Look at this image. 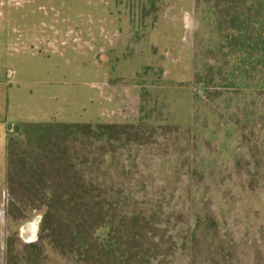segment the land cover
<instances>
[{
	"label": "rangeland",
	"instance_id": "obj_1",
	"mask_svg": "<svg viewBox=\"0 0 264 264\" xmlns=\"http://www.w3.org/2000/svg\"><path fill=\"white\" fill-rule=\"evenodd\" d=\"M197 1L0 0V79L7 82L12 101L9 120L0 124L2 132L8 123L20 119L183 122L186 115L181 112L189 107L185 104L191 102L192 93L197 92L207 103L203 83L196 78L204 61L210 62L194 39ZM214 98L210 104L215 112L208 124L216 134L207 143H202L203 132L197 135L192 164H183L182 170L214 169L215 180L195 176L194 184L211 194L228 190L230 201L219 210L214 201L204 202L214 210L216 221L204 236L216 245L222 243L225 250L217 254V260H224L223 264H264V125L263 120L243 119L246 108L258 112L261 103L253 104L249 95ZM164 108L170 111L164 112ZM240 129L250 132L245 134L244 145ZM154 140L149 145L133 144L130 158L125 157L122 147L116 148L115 161L101 153L100 166L124 170V182L132 188L156 187L163 164L158 165L154 156L163 157V151L170 154L172 149L162 139ZM149 152L153 157L147 155ZM201 158L211 162L206 165ZM233 168L236 173H230ZM248 173L257 174L246 183L250 196L233 178L241 176L246 182ZM141 177L146 179L144 183ZM9 200L3 156L0 264H11L13 259L16 264H75L40 231L43 205L24 209L17 217L8 210ZM204 204L197 203L199 207ZM30 224L37 229V239L31 241L37 243L34 246L21 233Z\"/></svg>",
	"mask_w": 264,
	"mask_h": 264
},
{
	"label": "trees",
	"instance_id": "obj_2",
	"mask_svg": "<svg viewBox=\"0 0 264 264\" xmlns=\"http://www.w3.org/2000/svg\"><path fill=\"white\" fill-rule=\"evenodd\" d=\"M197 4L194 39L210 62L203 60L196 78L203 83L207 103L192 93L191 102L185 104L189 107L181 112L186 115L183 122L22 121L7 134L8 210L18 217L24 209L43 205L40 231L75 264L224 263L217 260V254L225 251L222 243L216 245L204 236L216 225L214 210L204 202L214 201L219 210L230 201L228 190L207 193L193 179L215 180L214 169L196 172L182 170V165L192 164L197 135L203 132L202 143H207L216 134L208 124L215 112L210 104L215 95L228 100L233 94L249 95L261 107L258 112L246 108L243 119L263 120L264 125V0H198ZM238 132L244 145L247 131ZM156 137L172 149L170 154L163 151V157L154 156L158 165L163 164L160 185L132 188L124 182V170L100 166L101 153L115 161L116 148L122 147L130 158L133 144L149 145ZM233 169L230 173L237 172ZM233 178L250 196L247 181L257 174L248 173L246 182L241 176ZM146 179L141 177V183ZM252 190L257 193L255 187Z\"/></svg>",
	"mask_w": 264,
	"mask_h": 264
},
{
	"label": "crops",
	"instance_id": "obj_3",
	"mask_svg": "<svg viewBox=\"0 0 264 264\" xmlns=\"http://www.w3.org/2000/svg\"><path fill=\"white\" fill-rule=\"evenodd\" d=\"M2 79H0V124L4 120L6 122L9 120L8 114H9V111L11 109V104H12V101L9 100V92H8L9 87H7V82L4 81V79L3 80ZM22 121L23 120L20 119L19 121L11 122L13 124V129L16 123L22 122ZM28 121H31V120H28ZM8 132H12V131H9L8 129H6V132L3 133L1 130V126H0V157L4 156V158L6 157V140H7Z\"/></svg>",
	"mask_w": 264,
	"mask_h": 264
},
{
	"label": "water",
	"instance_id": "obj_4",
	"mask_svg": "<svg viewBox=\"0 0 264 264\" xmlns=\"http://www.w3.org/2000/svg\"><path fill=\"white\" fill-rule=\"evenodd\" d=\"M7 129L9 131H13V124L12 123H9L7 125ZM38 226V225H37ZM28 227V228H27ZM36 228H33V225H28V226H25V228H23L21 230V233L23 234V236L26 235V240L29 242V243H32L34 242L33 240L34 239H37V232H36ZM32 241V242H31Z\"/></svg>",
	"mask_w": 264,
	"mask_h": 264
}]
</instances>
